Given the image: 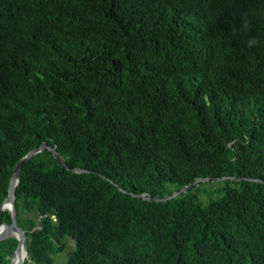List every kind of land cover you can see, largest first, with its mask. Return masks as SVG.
I'll return each mask as SVG.
<instances>
[{
  "label": "trees",
  "instance_id": "trees-1",
  "mask_svg": "<svg viewBox=\"0 0 264 264\" xmlns=\"http://www.w3.org/2000/svg\"><path fill=\"white\" fill-rule=\"evenodd\" d=\"M42 142L25 264H264L263 183L130 195L264 181V0H0V205Z\"/></svg>",
  "mask_w": 264,
  "mask_h": 264
},
{
  "label": "water",
  "instance_id": "water-1",
  "mask_svg": "<svg viewBox=\"0 0 264 264\" xmlns=\"http://www.w3.org/2000/svg\"><path fill=\"white\" fill-rule=\"evenodd\" d=\"M44 151H48L51 153L52 157L59 163L62 168H65L67 171H71L74 174H89L96 172H92L90 170L78 167L71 169L65 162L64 158L60 156V154L56 151L55 147L48 146L46 143L42 142L38 147H35L31 151H29L20 161L16 163L13 168L11 178L9 181L7 195L2 204L0 205V217L3 212H8L10 214V222L9 223H0V242L6 241L8 239H13L16 242L15 248L12 251L11 255L5 257L6 264H24L29 263V254H28V239L26 237V231L21 229L17 225L16 221V188L20 182V171L22 168V164L29 162L33 156L36 154L42 153ZM224 181H231V182H253V183H263L264 181L255 178H245V177H236V176H223V177H205V178H196L194 182L188 184L187 186L182 187L178 191L173 192L171 195H166L163 197L158 196H151L148 194H134L131 193V197L142 199L146 202L151 203H162L171 201L175 198L180 197L181 195L187 194L193 188H197L200 184H207V183H215L218 184ZM119 191L126 193L125 190L119 188ZM24 198H21V204H24ZM37 229L34 228L33 232ZM71 240H74L71 237ZM9 248L6 249V252H9ZM1 262V257H0Z\"/></svg>",
  "mask_w": 264,
  "mask_h": 264
},
{
  "label": "flooded vegetation",
  "instance_id": "flooded-vegetation-1",
  "mask_svg": "<svg viewBox=\"0 0 264 264\" xmlns=\"http://www.w3.org/2000/svg\"><path fill=\"white\" fill-rule=\"evenodd\" d=\"M15 204H16V221H17V225L21 229H23L24 231L27 232L26 236L29 235V233H28L29 231L26 230L23 227V224H34L33 228H35V227L38 226V224H42V222L45 221V219L42 218V216L39 215V211L35 207L29 206V209L23 208L25 202H24V204H21V198L19 200H16ZM21 216H22L23 222L22 221L19 222ZM3 223H6V222H3ZM27 239H28V242H29L28 236H27ZM64 252H66V251H64ZM7 253H9V252H7ZM8 255H5L4 258L7 257Z\"/></svg>",
  "mask_w": 264,
  "mask_h": 264
},
{
  "label": "rangeland",
  "instance_id": "rangeland-1",
  "mask_svg": "<svg viewBox=\"0 0 264 264\" xmlns=\"http://www.w3.org/2000/svg\"><path fill=\"white\" fill-rule=\"evenodd\" d=\"M209 186H211V184L209 185V183H207V184H203V185H201L200 186V191L203 189L204 190V188H206V190H207V188L209 187ZM198 188V187H197ZM207 192V191H206ZM193 193H196V192H193ZM203 198H205V197H203ZM4 217H6V215L4 214ZM23 222V220H22V216L20 217V220H19V222ZM23 227L26 229V230H28V231H30L31 229H32V225L31 224H23ZM1 244H2V249H3V256H5V255H11V253H12V251L14 250V248H15V241L13 240V239H8V240H6V241H3V242H0ZM66 245H67V248H66V252H64V253H58V254H55V255H53L52 257H53V259H54V264H63L64 262H66V260H67V256L70 254V251L72 250V248H73V246L71 245V240L70 239H67V241H66ZM7 248H9L10 250H9V253H7L6 252V249ZM8 255V256H9ZM1 257V256H0ZM4 260H5V258H4ZM30 260V259H29ZM25 264V263H24Z\"/></svg>",
  "mask_w": 264,
  "mask_h": 264
},
{
  "label": "clouds",
  "instance_id": "clouds-1",
  "mask_svg": "<svg viewBox=\"0 0 264 264\" xmlns=\"http://www.w3.org/2000/svg\"><path fill=\"white\" fill-rule=\"evenodd\" d=\"M5 212H6V211H5ZM0 223H1V222H0ZM33 225H34V224H33ZM33 227H34V226H33ZM35 228H36L37 230H39V229H40V226H39V224H38V226H37V227H35ZM33 229H34V228H32V230H31V231H29L28 233H29V234H31V233L33 232ZM37 230H36V231H37ZM26 237H27V236H26ZM66 239H67V238H66ZM66 239H65V242H66ZM69 239H71V238H69ZM72 242H73V240H72ZM65 251H66V250H65Z\"/></svg>",
  "mask_w": 264,
  "mask_h": 264
},
{
  "label": "crops",
  "instance_id": "crops-1",
  "mask_svg": "<svg viewBox=\"0 0 264 264\" xmlns=\"http://www.w3.org/2000/svg\"><path fill=\"white\" fill-rule=\"evenodd\" d=\"M67 239H69V238H67ZM67 239H66V241H67ZM71 240V239H70ZM71 245L73 246V242H72V240H71ZM62 253H64V252H62Z\"/></svg>",
  "mask_w": 264,
  "mask_h": 264
}]
</instances>
